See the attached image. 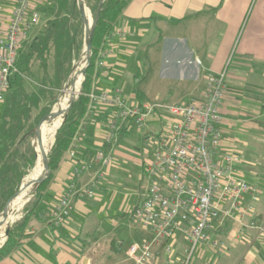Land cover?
<instances>
[{
	"label": "crops",
	"instance_id": "0c3cea01",
	"mask_svg": "<svg viewBox=\"0 0 264 264\" xmlns=\"http://www.w3.org/2000/svg\"><path fill=\"white\" fill-rule=\"evenodd\" d=\"M14 1L0 0L2 25L9 21ZM251 1L131 0L104 43L103 65L95 62L98 74L91 92L98 94L119 87L127 104L187 102L200 98L210 76L226 69L227 89L219 108V152L233 148L244 153L238 164L239 174L258 189L247 219L255 217L264 225V0H255L250 6ZM29 32L27 38L34 35L29 36ZM111 110L103 105L88 110L77 136L46 185L39 212L28 218L20 245L0 264H133L126 249L119 247L121 243L105 231L104 218L110 216L108 212L103 214L108 209L103 200L108 167L95 161L77 174L73 171L102 147L113 158L126 144L140 142L144 154L139 178L140 182L146 180L145 166L155 146L149 138H155L166 121L158 112L140 130L128 127L117 134L112 145L103 146ZM94 181L98 199L78 193L79 188ZM146 189L147 184L132 208L142 200ZM64 193L70 199V214L55 227L49 222L50 210ZM250 201L246 194L244 203ZM141 229L144 235L137 243L151 236L148 230ZM238 231L239 224L231 219H224L221 225L215 223L213 233L222 244L199 245L188 264H264V229L246 228L237 235ZM170 243L172 253L167 255L162 248H156L150 264L182 263L188 241L178 233Z\"/></svg>",
	"mask_w": 264,
	"mask_h": 264
},
{
	"label": "built area",
	"instance_id": "2783aa9c",
	"mask_svg": "<svg viewBox=\"0 0 264 264\" xmlns=\"http://www.w3.org/2000/svg\"><path fill=\"white\" fill-rule=\"evenodd\" d=\"M43 2L15 0L9 21L5 25L0 22V104L11 75L17 71V52L27 39L28 29L41 22L38 8ZM104 55L102 50L97 60L100 66ZM226 78L227 71L222 69L210 76L200 98L172 104L149 101L127 104L119 87L89 93L88 110L96 105L112 109L102 138L103 146L112 145L117 134L128 127H144L149 117L158 112L166 121L154 138L152 156L145 166L148 180L145 195L130 210L131 219L151 233L148 240L131 243L126 248L125 253L133 264H150L156 248L170 255L173 251L170 241L178 233L188 241L184 257V264H188L199 245L222 244L213 231L215 223L221 225L224 219L239 224L237 235L246 228L263 231L264 225L255 217L247 219L258 189L239 174V152L233 148L219 152L222 142L219 108L227 89ZM70 154L73 153L70 151ZM111 159L110 151L102 147L88 161L80 162L73 172L77 174L95 161L108 166ZM94 186L95 181L90 182L79 188L78 193L92 197ZM246 194L251 199L247 204L244 203ZM70 208L69 196L60 195L50 210V224L60 226L69 216Z\"/></svg>",
	"mask_w": 264,
	"mask_h": 264
},
{
	"label": "trees",
	"instance_id": "16d2710c",
	"mask_svg": "<svg viewBox=\"0 0 264 264\" xmlns=\"http://www.w3.org/2000/svg\"><path fill=\"white\" fill-rule=\"evenodd\" d=\"M130 1L85 0L92 18L99 7L91 36L90 62L85 70L80 92L53 136L48 152L49 176L24 205L21 219L10 226L8 236L0 246V260L20 245L28 218L39 212L46 185L54 176L88 112L89 93L98 74L95 62ZM38 10L44 22L32 37L23 42L17 52V71L11 75L0 104V214L7 200V205H10L15 199V192L33 167L35 158L39 156V143L34 148L31 144L34 130L41 117L52 109L58 93L69 79L72 66L83 50V22L77 0H48ZM50 58L53 61L51 71L48 70ZM27 79L34 80L36 88H27ZM78 80L79 77L73 82L71 89ZM70 83L71 81L67 87ZM51 118L52 116L48 121L47 118L42 121L36 137L41 134L45 121L49 122ZM43 158L38 165L39 172ZM45 172L43 170L38 181Z\"/></svg>",
	"mask_w": 264,
	"mask_h": 264
},
{
	"label": "rangeland",
	"instance_id": "374dc122",
	"mask_svg": "<svg viewBox=\"0 0 264 264\" xmlns=\"http://www.w3.org/2000/svg\"><path fill=\"white\" fill-rule=\"evenodd\" d=\"M254 1L255 0L251 1L250 6H252L254 4ZM87 10H88L90 17H91V20H92V15H91L89 9H87ZM43 22H44V20L41 18V22L38 25L30 27L28 29V32L30 31L29 36L35 34L37 32V30L41 27ZM234 49L235 48L233 47L231 54L229 56V59H228V64L233 57ZM82 52H83V50H82ZM81 55H82V53H81ZM81 55H80V57H81ZM80 57L77 59L78 61H79ZM78 61L74 63V65H73L74 67H75L76 63H78ZM52 69H53V61H52V58H50V61L48 64V70L51 71ZM70 75H71V78H70ZM70 75H69V78L71 81L70 85L68 87H66V89L63 91L64 86L67 85L68 80H69L67 78L64 86L62 87L61 91L58 93V95L56 97V101H57L59 99V97L64 93L63 99L61 100L60 105H59L58 115L55 118L56 120L59 119L60 115L62 114V111H64V109L67 107V105H68L67 103L71 101V99L74 97L75 94L78 95L80 92V89H81V86L78 87V92H77V84H75L74 87L71 89L73 82L79 77V72H77L75 75H72L70 73ZM82 82L83 81H81V84H82ZM165 82H167V81H165ZM166 84H170V83L167 82ZM171 85L173 87L172 83H171ZM26 86H27V88L32 90V89L36 88V83L32 79H27ZM56 101L52 107L53 112H54V107H55ZM48 119H49V117H47L46 121H48ZM50 124H51L50 122H46L44 125V126H46V130H44V131H48V134L50 132L49 131ZM138 129L139 128H137V127H133L131 130H138ZM45 136H46V139H45L44 144L42 145V148L48 142L49 135L45 134ZM38 137L35 136L33 138V148L35 146L34 145L35 141L38 139ZM149 142L153 143V142H155V139L151 136L149 138ZM145 144H144V146H145ZM39 145H40V142H39ZM142 148L143 147L141 146L140 142L136 143V145L126 144V148L121 150L119 155H115L111 159L110 164L107 166L109 169L108 178L104 179L103 188L105 190L104 191L105 193H104V199L103 200H104L105 204L108 205L107 206L108 209H107V211L103 210V214L106 215L105 214L106 212H108L107 214L110 213L109 217L104 218V220H105L104 224H105V226H107V230H105V231H107L106 234L108 233L109 237H114L117 239L118 242L121 243L119 247L123 250H125L126 247H128L131 243H133L135 241L140 242L143 238V235H144V232L141 229L142 226L140 227L139 224L134 222L130 217V210H131L132 206L138 201L141 194L145 190L146 184L148 183L147 178H146V180L142 179L141 182H140V178H139L141 175L140 161L142 159V155L144 154V153H141ZM241 154L244 155V153H241ZM241 154L239 153L240 158H241ZM27 176L28 175H26L25 179L27 178ZM40 180H41V178H40ZM40 180H39V182H40ZM38 183H36L33 186V188ZM33 193L30 192L29 196L26 199V202L23 203V205L21 206L22 208H20L19 211L14 215L15 217H14L13 221L10 222L7 225V227L11 226L14 222L21 219L22 213H23L22 212L23 207L31 199ZM90 198H92L94 200L98 199L99 193L96 194V192L94 191V195ZM90 201H92V200H90ZM0 218H1V216H0ZM1 229H2V225L0 226V231H1ZM5 240H6V238H5V234H4V240L2 241L0 246L3 245ZM195 254L196 253H194L193 256ZM184 263H185V260L183 259L181 264H184Z\"/></svg>",
	"mask_w": 264,
	"mask_h": 264
},
{
	"label": "bare ground",
	"instance_id": "6f19581e",
	"mask_svg": "<svg viewBox=\"0 0 264 264\" xmlns=\"http://www.w3.org/2000/svg\"><path fill=\"white\" fill-rule=\"evenodd\" d=\"M86 20H87L86 21V27H87V30L89 31V29L91 28L92 20H91L89 12L87 10H86ZM84 64H85V52H84V49H83L82 55H81L78 63L75 65V67L72 68V72H71L72 75H75L77 72H79V80L76 83L77 84V92H78V87H80V84H81V81H82L81 72H82V68H83ZM70 78H71V75H70ZM70 78L68 80V83L70 82ZM66 87H67V85L64 86L63 91L66 89ZM63 95H64V93L56 101V105H55V108H54L53 116H52V118L49 121L51 123L50 126H49V131H50L49 134H48V131H44V130H46V126H44L45 123H46V121H45V123L43 125V130H42L40 136L38 137V139L35 141L34 145H36V144H38L40 142V145H39V150H40L39 156L37 157V159L35 158V162H34L33 167L26 174V175H28L26 179H25L26 175L24 176V178L22 180V183L20 185V190L15 195L16 196L15 199L12 201V203L10 205L9 204L7 205L8 220H7V222L5 224L2 225V229L0 231V244L4 240V230H5V228L7 227V225L10 222L13 221V219L15 217L14 215L19 211L20 208H22L21 206L23 205V203L26 202V199L29 196V194L31 192V189L33 188V186L37 182H39L38 179H39L41 173L43 172V170H46L44 168V162H45V159H46L45 154L50 149V146L52 144L53 136L55 134V131H56L58 125H60V123L62 121V114L60 115L59 119L56 120L55 118L58 115L59 105H60L61 100L63 99ZM45 134L49 135V138H48L47 144L42 148V145L44 144L45 139H46ZM42 158H43L42 168H41V171L39 172L40 166H38V165L40 164ZM35 176H36V178H35Z\"/></svg>",
	"mask_w": 264,
	"mask_h": 264
},
{
	"label": "water",
	"instance_id": "95a60500",
	"mask_svg": "<svg viewBox=\"0 0 264 264\" xmlns=\"http://www.w3.org/2000/svg\"><path fill=\"white\" fill-rule=\"evenodd\" d=\"M102 1V0H101ZM77 4H78V7L81 11V16H82V22H83V34H84V43H83V49H84V52H85V64L82 68V81L84 79V73H85V70L87 68V66L89 65V62H90V56H91V36H92V32H93V28L95 26V23H96V20H97V16H98V13H99V7H98V10L96 12V15L94 18H92V24H91V28L89 29V31L87 30V27H86V4H85V0H77ZM100 6V4H99ZM73 68V66H72ZM81 86V85H80ZM77 95L75 94L74 97L71 99V101L68 103L67 107L64 109V111L62 112V121L63 119L65 118L66 116V113L68 112L69 108L72 106V104L74 103L75 99H76ZM50 116H53V110L51 109L49 112H47L46 114H44L41 119L39 120L36 128H35V133H34V137L37 136L38 134V129L42 123V121L47 118V117H50ZM61 121V123H62ZM60 123V125H61ZM59 125V126H60ZM58 126V127H59ZM57 127V128H58ZM33 137V138H34ZM33 138H32V141H31V144L33 146ZM54 140V139H53ZM53 143V142H52ZM52 145V144H51ZM51 147V146H50ZM50 150V149H49ZM49 150L46 152V159H45V162H44V168L46 169V172L44 173V175L42 176L40 182L31 190V193L37 191L38 187H40L44 181L47 179V177L49 176V173H50V170H49V159H48V152ZM20 190V187L19 189L15 192H19ZM14 194V193H13ZM9 199V198H8ZM8 202V200H7ZM7 202L5 204V207L3 208L0 216L1 219H0V226L5 224L8 220V214H7ZM9 228L10 226L6 227L5 230H4V234H5V238H7L8 236V233H9Z\"/></svg>",
	"mask_w": 264,
	"mask_h": 264
}]
</instances>
